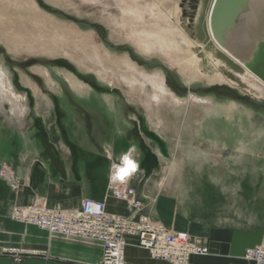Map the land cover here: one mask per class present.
<instances>
[{
    "label": "rangeland",
    "instance_id": "obj_1",
    "mask_svg": "<svg viewBox=\"0 0 264 264\" xmlns=\"http://www.w3.org/2000/svg\"><path fill=\"white\" fill-rule=\"evenodd\" d=\"M135 1L0 0V79L24 97L0 91V126L50 144L122 131L177 192L202 179L264 191V85L212 40L213 0ZM157 39L197 56L202 75ZM250 57L264 80V42Z\"/></svg>",
    "mask_w": 264,
    "mask_h": 264
},
{
    "label": "crops",
    "instance_id": "obj_2",
    "mask_svg": "<svg viewBox=\"0 0 264 264\" xmlns=\"http://www.w3.org/2000/svg\"><path fill=\"white\" fill-rule=\"evenodd\" d=\"M101 137L100 143L88 144L87 137L76 143V137L71 136V143L51 140L50 144L33 132L0 126V162L9 164L21 182L14 191L0 179V264H98L103 257L102 242L51 233L36 224L16 220L13 210L17 205L28 206L36 201L52 209L77 208L82 200L91 198L106 199L111 214L135 216L127 202L106 197L111 165L129 154L139 164V172L129 184L137 189L143 203L140 213L175 230L187 231L208 245L209 253L193 255L190 264H255L244 257V252L264 242L262 188L256 192L242 188L237 192L229 188L232 180L226 184L202 179L200 187L192 192H177L169 178L146 172L137 135L112 131ZM12 245L36 253L17 263L2 251ZM125 259L127 264H173L153 258L132 236L128 237Z\"/></svg>",
    "mask_w": 264,
    "mask_h": 264
},
{
    "label": "built area",
    "instance_id": "obj_3",
    "mask_svg": "<svg viewBox=\"0 0 264 264\" xmlns=\"http://www.w3.org/2000/svg\"><path fill=\"white\" fill-rule=\"evenodd\" d=\"M130 158L132 157L129 154ZM139 172V164L127 159L111 165L106 197L127 202L135 216H122L107 211L105 200L86 198L80 207L52 209L36 201L28 206H15L13 217L21 222L36 224L51 232L68 236H81L96 239L103 243V257L98 264H127L125 248L128 237H135L138 246L149 251L156 259L173 264H190L193 255H206V243L193 239L184 230H174L163 222L140 213L143 203L137 189L129 180ZM0 179L7 182L14 191L21 187L15 170L7 163H0ZM5 254L19 263L25 256L36 253L21 246H6ZM244 257L255 264H264V242L245 249Z\"/></svg>",
    "mask_w": 264,
    "mask_h": 264
},
{
    "label": "water",
    "instance_id": "obj_4",
    "mask_svg": "<svg viewBox=\"0 0 264 264\" xmlns=\"http://www.w3.org/2000/svg\"><path fill=\"white\" fill-rule=\"evenodd\" d=\"M208 25L214 41L247 66L264 42V0H213Z\"/></svg>",
    "mask_w": 264,
    "mask_h": 264
},
{
    "label": "bare ground",
    "instance_id": "obj_5",
    "mask_svg": "<svg viewBox=\"0 0 264 264\" xmlns=\"http://www.w3.org/2000/svg\"><path fill=\"white\" fill-rule=\"evenodd\" d=\"M121 1V4L124 6V7H127V6H130L131 3H135L136 6L138 7V3L135 1V0H120ZM210 13V11H209ZM141 19V18H140ZM208 21H209V16H208ZM209 27V25H208ZM155 30H150V32H153ZM209 33L211 35V38L212 40L214 41L213 37H212V34H211V31H210V28H209ZM140 42L141 43H145V40L144 38H139ZM156 41L160 42L162 44V46L168 50H165L166 53L168 54V56L174 61V62H177L178 64H180L182 67L185 66L187 67L188 69H190L192 71V75H202V73L199 72V65H198V59H197V56L193 55L192 53H188L186 51H182L180 50V48H178L177 46L174 47V48H170V47H166V43L160 41V39H157ZM215 42V41H214ZM215 44L223 51L225 52L228 56L232 57L234 59V61H237L240 65H242L246 71H247V74H246V77H248V81L251 80V82H255L256 84H263L264 85V80H262L263 78L260 77L258 74H255L254 72H252L250 70L249 67H247L244 62L241 60V59H237V58H234L233 56H231L230 54H228L225 50H223L216 42ZM129 76V75H128ZM222 76L221 75H217V79H220ZM131 79H134V78H131ZM250 79V80H249ZM75 82V80L73 81ZM0 91L2 93H7V94H11L13 99L17 100V101H20L21 99H24L23 95L20 94V93H17L15 91H13L10 87H8L6 85V83L4 81H2L0 79ZM127 157H129V160L131 161H135V159L133 157L130 158L129 155H127L126 157H124V159ZM123 159V160H124Z\"/></svg>",
    "mask_w": 264,
    "mask_h": 264
}]
</instances>
